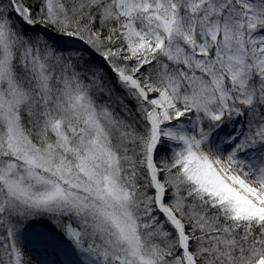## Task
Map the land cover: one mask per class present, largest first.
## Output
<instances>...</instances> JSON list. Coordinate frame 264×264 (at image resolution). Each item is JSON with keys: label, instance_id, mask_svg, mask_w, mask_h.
Returning a JSON list of instances; mask_svg holds the SVG:
<instances>
[{"label": "snow or ice", "instance_id": "snow-or-ice-1", "mask_svg": "<svg viewBox=\"0 0 264 264\" xmlns=\"http://www.w3.org/2000/svg\"><path fill=\"white\" fill-rule=\"evenodd\" d=\"M0 264H264V0H0Z\"/></svg>", "mask_w": 264, "mask_h": 264}]
</instances>
